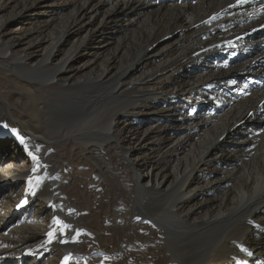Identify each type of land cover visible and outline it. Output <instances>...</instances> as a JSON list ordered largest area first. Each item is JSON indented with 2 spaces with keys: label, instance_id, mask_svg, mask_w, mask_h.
<instances>
[{
  "label": "bare ground",
  "instance_id": "1",
  "mask_svg": "<svg viewBox=\"0 0 264 264\" xmlns=\"http://www.w3.org/2000/svg\"><path fill=\"white\" fill-rule=\"evenodd\" d=\"M263 25L264 0H0V264H264Z\"/></svg>",
  "mask_w": 264,
  "mask_h": 264
},
{
  "label": "rangeland",
  "instance_id": "2",
  "mask_svg": "<svg viewBox=\"0 0 264 264\" xmlns=\"http://www.w3.org/2000/svg\"><path fill=\"white\" fill-rule=\"evenodd\" d=\"M144 24V23H143ZM143 26V25H142ZM261 31H264V30H261ZM5 70V69H4ZM4 70H1V73L4 71ZM2 79V82L5 84V87L6 89H8L7 93L9 95H11L12 97H15L16 96V92L14 93L11 89V84L9 83L8 79H6L5 77H1ZM48 89L47 90H39L37 94H39L40 97L44 98V97H47L48 96ZM20 105V104H19ZM23 109V110H22ZM21 110H18L19 112H23L24 110L26 109H30V107H27V108H22ZM241 124V126L243 127L244 124H245V121H242V123H239V125ZM241 126H238V128H242ZM214 130H212L210 132L209 135L207 136H204L203 138H208L210 137V135L213 133ZM54 138V137H53ZM83 157V164L79 166V171L80 173H82V177H81V181L85 184L87 183L88 181V177H89V169H90V164H89V160L87 158H85L84 156ZM96 189H97V201L101 198H104V200H107L109 202V197H110V194H109V189L102 183H100V185H98V183H96ZM103 192V193H101ZM104 196V197H103ZM75 201L77 202V205L80 206V207H84L85 204L82 203V200H77L75 199ZM100 202V201H99ZM98 202V203H99ZM103 202V201H102ZM105 203V202H103ZM108 204V203H106ZM56 216L57 218H61L62 217V213L61 212H58L56 213ZM86 216V221L90 223V225L92 226H95V217L94 216H91L90 213H86L85 214ZM93 239L90 240V244L92 242V244L90 245V247L95 250V251H99L100 249V244L97 243L96 241H94ZM99 248V249H97Z\"/></svg>",
  "mask_w": 264,
  "mask_h": 264
},
{
  "label": "snow or ice",
  "instance_id": "3",
  "mask_svg": "<svg viewBox=\"0 0 264 264\" xmlns=\"http://www.w3.org/2000/svg\"><path fill=\"white\" fill-rule=\"evenodd\" d=\"M239 3L243 5V4L248 3V0H239ZM25 203H26V201H25ZM66 264H67V261H66Z\"/></svg>",
  "mask_w": 264,
  "mask_h": 264
}]
</instances>
